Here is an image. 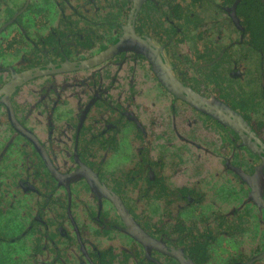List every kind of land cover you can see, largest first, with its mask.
Returning a JSON list of instances; mask_svg holds the SVG:
<instances>
[{
    "label": "flooded vegetation",
    "instance_id": "af4514ba",
    "mask_svg": "<svg viewBox=\"0 0 264 264\" xmlns=\"http://www.w3.org/2000/svg\"><path fill=\"white\" fill-rule=\"evenodd\" d=\"M0 264H264V0H0Z\"/></svg>",
    "mask_w": 264,
    "mask_h": 264
}]
</instances>
